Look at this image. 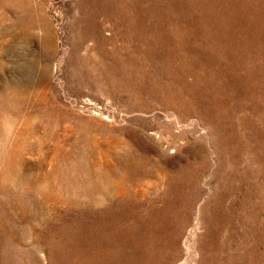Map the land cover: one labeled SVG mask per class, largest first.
Returning a JSON list of instances; mask_svg holds the SVG:
<instances>
[{"label":"rangeland","instance_id":"1","mask_svg":"<svg viewBox=\"0 0 264 264\" xmlns=\"http://www.w3.org/2000/svg\"><path fill=\"white\" fill-rule=\"evenodd\" d=\"M0 264H264V0H0Z\"/></svg>","mask_w":264,"mask_h":264}]
</instances>
